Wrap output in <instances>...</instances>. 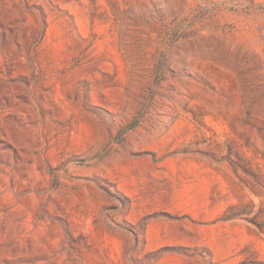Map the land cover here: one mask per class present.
<instances>
[{
    "label": "rangeland",
    "instance_id": "374dc122",
    "mask_svg": "<svg viewBox=\"0 0 264 264\" xmlns=\"http://www.w3.org/2000/svg\"><path fill=\"white\" fill-rule=\"evenodd\" d=\"M0 264H264V0H0Z\"/></svg>",
    "mask_w": 264,
    "mask_h": 264
}]
</instances>
